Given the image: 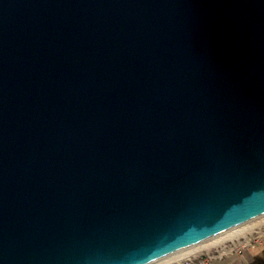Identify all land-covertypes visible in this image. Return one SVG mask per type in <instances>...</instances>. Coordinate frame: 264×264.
<instances>
[{
  "label": "water",
  "instance_id": "95a60500",
  "mask_svg": "<svg viewBox=\"0 0 264 264\" xmlns=\"http://www.w3.org/2000/svg\"><path fill=\"white\" fill-rule=\"evenodd\" d=\"M264 214V0H0V264H149Z\"/></svg>",
  "mask_w": 264,
  "mask_h": 264
},
{
  "label": "bare ground",
  "instance_id": "6f19581e",
  "mask_svg": "<svg viewBox=\"0 0 264 264\" xmlns=\"http://www.w3.org/2000/svg\"><path fill=\"white\" fill-rule=\"evenodd\" d=\"M262 219L264 221V214H262V216L260 217L249 220L247 223L234 226V228L220 232V234L213 236V238L206 239L205 241L197 242L191 244V246L181 248L180 250H177V252L171 255L163 256V258L150 262L149 264H182L184 260H189L192 258V256H196L199 253L206 251V249L216 247L225 240L234 239L235 237L245 235V233L248 232L250 225H252L257 220Z\"/></svg>",
  "mask_w": 264,
  "mask_h": 264
},
{
  "label": "rangeland",
  "instance_id": "374dc122",
  "mask_svg": "<svg viewBox=\"0 0 264 264\" xmlns=\"http://www.w3.org/2000/svg\"><path fill=\"white\" fill-rule=\"evenodd\" d=\"M255 222L252 225H250L251 228L249 226L248 232H246L245 235L243 236L250 237L254 241L259 240L260 241L259 244H263L264 243V221L262 219V220H257ZM232 258L233 257L227 254H224L221 250L220 245H218L216 247L206 249V251H203L202 253H199L196 256H192V258L189 260H184L182 264H229ZM237 260L238 259H235V261H233L232 263H235Z\"/></svg>",
  "mask_w": 264,
  "mask_h": 264
},
{
  "label": "built area",
  "instance_id": "2783aa9c",
  "mask_svg": "<svg viewBox=\"0 0 264 264\" xmlns=\"http://www.w3.org/2000/svg\"><path fill=\"white\" fill-rule=\"evenodd\" d=\"M259 243V240L254 241L252 238L242 235L235 237L234 239L226 240L220 244V247L224 254L233 257V259H239L243 257L249 247H254Z\"/></svg>",
  "mask_w": 264,
  "mask_h": 264
},
{
  "label": "flooded vegetation",
  "instance_id": "af4514ba",
  "mask_svg": "<svg viewBox=\"0 0 264 264\" xmlns=\"http://www.w3.org/2000/svg\"><path fill=\"white\" fill-rule=\"evenodd\" d=\"M233 261L235 259L232 258L229 264H264V243L247 249L243 257L235 263H232Z\"/></svg>",
  "mask_w": 264,
  "mask_h": 264
}]
</instances>
